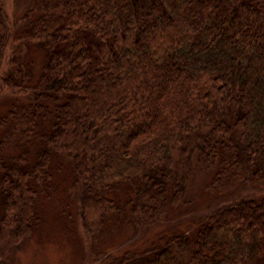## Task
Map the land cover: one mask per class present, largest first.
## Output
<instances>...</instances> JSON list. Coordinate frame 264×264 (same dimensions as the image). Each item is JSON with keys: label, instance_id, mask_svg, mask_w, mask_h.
<instances>
[{"label": "trees", "instance_id": "16d2710c", "mask_svg": "<svg viewBox=\"0 0 264 264\" xmlns=\"http://www.w3.org/2000/svg\"><path fill=\"white\" fill-rule=\"evenodd\" d=\"M12 1L0 264L35 233L56 179L92 239L107 213L127 229L101 264H264V0ZM197 173L202 204L186 196Z\"/></svg>", "mask_w": 264, "mask_h": 264}, {"label": "rangeland", "instance_id": "374dc122", "mask_svg": "<svg viewBox=\"0 0 264 264\" xmlns=\"http://www.w3.org/2000/svg\"><path fill=\"white\" fill-rule=\"evenodd\" d=\"M13 6L12 0H6V9L10 16ZM7 51L9 55L10 47ZM38 53V50L32 49L25 57V61L36 59L39 61ZM2 68L4 69V65ZM33 69L36 70V67ZM197 177L199 181L194 179L186 194L187 201L192 204L206 202L203 195L204 193L208 195L209 192L201 182L203 174L197 173ZM64 185L61 179H56L51 196L47 194L45 198L41 197L39 202L41 217L37 229L14 254L11 264H101L99 258L103 256L102 252L127 237V229L121 226L118 219L115 222L114 214L107 213L104 219L106 224L103 225L98 237L92 239L82 230L77 218L75 199L69 194V190L64 189ZM123 188L119 187L113 193L115 198L121 199L125 193ZM168 211H174V207L170 205ZM169 219L173 221L174 218ZM147 246H149L147 242L139 243L129 249L130 254L142 251Z\"/></svg>", "mask_w": 264, "mask_h": 264}]
</instances>
